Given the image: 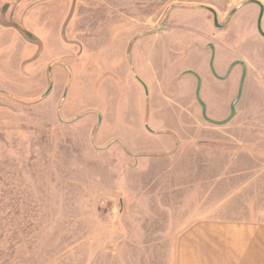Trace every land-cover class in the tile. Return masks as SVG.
Segmentation results:
<instances>
[{"label":"rangeland","instance_id":"374dc122","mask_svg":"<svg viewBox=\"0 0 264 264\" xmlns=\"http://www.w3.org/2000/svg\"><path fill=\"white\" fill-rule=\"evenodd\" d=\"M257 1L0 0V264L204 263L264 223Z\"/></svg>","mask_w":264,"mask_h":264},{"label":"crops","instance_id":"0c3cea01","mask_svg":"<svg viewBox=\"0 0 264 264\" xmlns=\"http://www.w3.org/2000/svg\"><path fill=\"white\" fill-rule=\"evenodd\" d=\"M105 142H112L105 141ZM221 224L223 227L224 223ZM226 232L221 231L220 242L225 244L227 253H225L220 259L213 260V257L206 259L204 263L199 258H195L193 263L190 258H186L185 264H264V223L254 222H237L233 228L227 227ZM216 237H218L216 235ZM212 240H209V239ZM207 241L211 243L212 249H217V246H213V236L206 237ZM215 242H218L217 240ZM184 258L182 250L177 254V264H184Z\"/></svg>","mask_w":264,"mask_h":264},{"label":"water","instance_id":"95a60500","mask_svg":"<svg viewBox=\"0 0 264 264\" xmlns=\"http://www.w3.org/2000/svg\"><path fill=\"white\" fill-rule=\"evenodd\" d=\"M257 2L259 3V5H260V7H261V11H260L259 19H258V28H259L260 33L264 36V31H263L262 26H261L262 17H263V13H264V5H263L261 2H259V1H257ZM211 10H212L213 13H214L215 24H216L217 26H219V24H218L217 13H216L213 9H211Z\"/></svg>","mask_w":264,"mask_h":264}]
</instances>
